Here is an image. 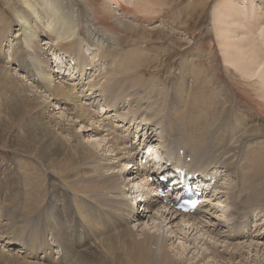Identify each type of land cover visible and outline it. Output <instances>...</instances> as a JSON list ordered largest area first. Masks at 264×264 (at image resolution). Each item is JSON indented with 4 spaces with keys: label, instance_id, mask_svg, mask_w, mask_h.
I'll return each mask as SVG.
<instances>
[{
    "label": "bare ground",
    "instance_id": "bare-ground-1",
    "mask_svg": "<svg viewBox=\"0 0 264 264\" xmlns=\"http://www.w3.org/2000/svg\"><path fill=\"white\" fill-rule=\"evenodd\" d=\"M22 3L24 8L26 9V12L24 11V13L23 12L18 13L17 15H15V17L21 21L20 22L22 23L21 27L24 28V31L26 32L24 33V40H21L23 46L25 47L27 53L28 52L32 53L33 60L32 62H30L31 63L30 66L32 68L31 69L27 68V66L25 65L27 64V60L24 61L23 64L25 66L22 68L26 73H28V76L25 74V77L30 78L32 83L30 84L22 77L17 78L18 77L17 76L15 78L10 69L8 70L0 66V73L3 77L0 78V86L2 85V90L3 91L5 90L4 86L9 87L11 85L12 91L15 93V96L12 98H9L7 96H5V98H2V96H0L1 103L4 100H7L9 104L15 102H17L18 104L22 102L21 100L23 99H27V98L30 99L26 103V109H31L32 111L35 112L32 114V119L33 121H38V122H40L41 118L43 117V113H41L40 110L43 107H46L47 105V103H45L46 101L54 103L57 106H60V109H62L64 105L65 106L64 110L66 111H70L68 110L69 108L67 106L72 105L73 107L76 108V111H73V113H71L73 117L72 119L75 121V124L80 126L81 124H83L81 126L83 132L92 131V134L90 135L91 138H96V137L100 138L97 139L98 140L97 147L94 146L95 143H93L94 145L92 147L87 146L86 144L87 154L92 156L93 155L97 156L98 150H100L102 146L101 145L102 142L105 143L108 142L107 144L110 143L112 144L111 149L112 152L115 153L114 154L115 157L109 158V161L112 159H117V157L120 156L118 158L117 163L113 162L111 164L110 162L108 166H101L100 168L94 167L93 169H89L87 166H85L84 172L82 173L81 171L79 172L73 169V167L77 165L76 164L77 161H82L85 157L72 155V157L75 158L74 159L69 156L68 151H67L68 152L67 157L64 155V153H66L67 148L63 144L62 140L53 139V133L57 129L65 130V128H62L64 127L65 124L64 122L61 123L59 120H57V118H53V117H50L48 123H46V126L49 129L48 135H46L43 140L34 138L32 141L33 146L29 148V151H27L28 153L34 154L38 158L46 162L48 164V167H50L51 164L57 162L64 155L63 164L65 167L63 165H59L56 167L53 166V168L60 173H66L68 175V178H72L75 180L76 176L77 177L84 176L86 181L90 182V184L87 186L90 188L88 189L86 188V190H84L83 188V190L85 191V193H83L85 197L83 196V198L85 199L82 200L81 199L82 197L80 199L75 198L76 204L75 203L74 204L76 205L78 219L86 229L88 243L91 245L94 243L92 247L95 248V251L99 250L97 255L99 257H102L99 259V261L101 259L104 260L106 259L107 264H186L188 260L191 261V264H260V262L261 264H264V261H262L264 259L263 258L264 244L261 242L262 240L264 241V228L262 227L260 228V225L262 226L264 224V220H263L264 218V53L261 50L260 45L258 44L259 41L258 37H261L260 39L261 40L263 39L264 41V20L257 15L258 13L254 12L253 8H249V5L247 3L246 6L247 13H245L246 12L245 11L244 14H242L243 12L242 10L244 8L239 5L240 2H238V0H221L220 3L218 4V9H219V11H217L218 18L216 17L217 19L216 18L215 19L216 22L220 25V27L217 25L219 28L217 29V34H216L218 40L217 39L216 40L222 49L221 51L224 58L223 60L226 65V68H228V71L234 69L235 77L237 80H240L241 82L250 85L249 87L251 86L254 87L253 92L256 96V98L254 99L255 105L253 107L244 108L247 111V114L244 117L250 119L251 123L254 124V126L252 127L249 126L250 128H246L244 130L245 132L243 133H245L244 135L245 137H243L242 139L238 138L237 142L242 141L244 142V144H246V145L244 144L242 145L243 148L240 145L242 148V153L240 152V155L238 154L239 151L235 150L236 148L229 150L231 147L232 148L235 147L229 145L231 147L228 150L231 152H227V151L225 153H223V151L220 152L215 160L217 163L214 165L210 164L211 156L209 150L211 149L207 147L209 138L211 140V137L212 138L214 137L212 133H210V137L208 134L206 137H204L203 132L201 133L200 131H194L192 134L186 135L184 137L188 139V143L190 144L192 143L193 145L192 144L191 145L195 147L193 149L195 151V154L193 156L194 161L197 159L196 156L198 155H199L198 157L201 158V159H197L200 162L197 164L195 163V165L193 166L194 167L193 168L194 170L192 171L193 174L199 173L200 177L198 178L202 179L203 181L202 184H204L205 187L209 186L211 182V180H208L206 178L207 176H205L208 174L213 175L215 177L214 179H216L215 181L217 182V184L215 182L213 186L211 185L212 189L208 187L204 189V191L206 192L205 194L206 198L204 199V204L202 205L201 208H198L195 214L178 215L175 211L162 204L163 198L159 199L160 196L158 193L152 192L151 185L147 181L149 170H147L146 168L148 166V163L140 164V167H138V172H137L138 175L134 176V174H130L129 176H127V173H129L130 171L128 167H130L131 164L135 163V160H137L138 157H142L141 155L142 153L146 155V160L148 159L150 160V158L153 157L154 167H157L159 165L161 156L163 154H165L166 156L168 155L167 157L168 161L171 160L170 157L171 155L169 156L170 151L167 149L166 146H158V145L153 146L154 144L153 142L155 141L153 139L155 137V133L157 132V130L156 129L152 130L153 128L151 129L150 127L147 128L137 127V130L134 131L132 135L137 133L138 135L136 139H139V133H140L142 136L145 135V139L143 140L140 139V141L142 142L138 140L140 143L137 146L135 145L136 146V148L134 149L135 152L131 147L130 148L127 147L126 145L127 140L123 137H119L117 135L112 136L113 135L112 133L111 134L108 133L107 135H105V137L103 135L101 136L98 134H97L98 136H96L95 134L96 132L101 133L98 129H96V127H100L102 125V124L98 125V123H101V121L99 120L100 116L97 115H99V113L101 112H102L101 114H103L104 112L106 114V112L109 110L108 107L110 106L109 105L105 106L104 104L102 106V111L98 109L100 110V112L99 111L97 112L95 106H97L99 104L98 103L95 106H92V108L95 109V111L92 112L88 108L92 104L87 105L86 103H82L83 99L79 94L81 91L82 95L84 94L85 97L91 98L97 95V93L101 90L100 88H102L103 90L104 87L105 91L107 90L110 93L109 95L112 96L107 86L111 85V87H115L118 82H121L123 80L131 82L133 84L132 85L133 88L139 86V83L141 82H138V79H132V74L126 77L121 76L124 72L130 73L131 72L130 69L137 67L138 60H140L141 58L138 57L136 54H132L128 52L126 54L128 55L129 60L124 61L125 63H127L126 65L123 63L117 64V61H106L107 64L109 65L108 66L109 71H107L108 73L107 74L105 73L103 77L106 80L105 82L106 86L104 84L103 86L100 85V88L98 90L97 88L99 87L98 85L101 84L100 82L101 80L97 82V78L94 79L93 78L94 74H92V72H96L97 64L95 63V61L93 60L90 61L91 59L89 60V58L86 57L87 55L84 51V48L90 52L93 50L95 52L97 50L102 49L103 51H101L100 53V61L104 59V55H107L109 52L113 53V50L115 51L118 50L119 52H123L122 50H119L120 44L116 43L115 41L119 40V42L121 43V39L123 37L124 31L137 28L136 27L137 23L133 24L135 22H128L123 19V17L124 18H128V16L132 17L129 13L130 12L129 6H133L132 10L136 11L135 14L137 18H143V19L149 18V20H145L146 21L145 23H147V25H151V23L154 22L155 20L154 15L161 12L163 1L162 0H102L100 3V11L96 13L92 10L91 6L89 8L88 2L82 0V3H84V5L86 6L87 13L86 11L85 13H86L87 21L89 22V23L87 22L89 25L86 24L87 28L85 29H84L85 27L84 24H83L84 26L82 24H79L80 21L77 23L75 22L77 21L74 18L76 14L74 15L69 12L60 10L61 8L59 9L58 6L56 5L57 4L56 0H22ZM77 8H78V4H77ZM75 11L78 12V10ZM30 14L34 15L36 18L35 24L31 23V20H29L28 17L30 16ZM135 20L138 21L137 19ZM217 26L215 28H217ZM91 28L94 29L92 32L96 33L94 34L95 37L92 35L93 33H89L91 31L90 30ZM83 30L85 33L82 35L83 36L82 37L81 34ZM257 31L261 32V35H257ZM49 36L52 38L53 43L49 41L50 40ZM235 36H238V40H235ZM41 37L47 41V45L50 46L49 49H51L53 52L50 60L51 67L48 64L49 62L47 63L46 61L40 60L41 59L40 57L37 58L36 49L38 43L40 42L39 39ZM78 38H79L78 43H73ZM44 40L42 39V42ZM111 44L113 46V50ZM84 45H90V47L86 48L84 47ZM106 46H108L107 49ZM142 55L143 54H140L139 56ZM25 59L26 56L23 58V60ZM88 67H92L91 70H88ZM230 67L233 69H231ZM112 73H114V75H112ZM87 75L89 76L88 82L85 83ZM55 78L60 81L57 82ZM65 78H69L68 83L63 80ZM15 79L16 81H18L17 83L14 82ZM244 88H248V87L244 86ZM24 91L31 92L33 96H37L38 100L43 97V95H38L39 93L45 94L44 96L45 101L39 100L40 104H38L36 103L37 99L35 100L29 97H21ZM17 104L12 109H10L12 115H16L21 111V109L18 107ZM111 104L112 103H110V105ZM48 107L49 106H47V110L49 112ZM116 113L111 117L114 118V121L116 119V121H118V124H119V120H121L123 125L125 124V126L128 127L127 128L128 131H133L131 130L132 126L141 125V122H136L137 118H133L131 121L132 123L130 122L129 124V122H126L125 118L122 116V113L121 114L118 113L121 116L117 115ZM107 118H105V120H107ZM259 118L260 120L257 121L256 119ZM73 120L72 122H74ZM261 120H263L262 123L260 122ZM133 121L137 123V125H134ZM236 124H238L237 121ZM245 124H247V122ZM89 125L92 126V128H89ZM73 127L70 128L69 130L73 131ZM119 127L120 126L118 127L116 126L115 128L119 129ZM248 129H250L249 132H247ZM237 132L238 130H236L235 133ZM259 133H262V135L259 136L260 135ZM251 135L255 136V138L250 137ZM222 136H224V134ZM234 137H236V135H234ZM215 139H217V141L218 139L220 140V142L218 143L225 142L224 137L216 138L215 136ZM233 140L236 143V140L235 139ZM215 143L216 141H214V144ZM235 143L233 142V144ZM240 143H236V145L237 144L239 145ZM105 146L107 145L104 144L103 147ZM238 148L240 149V147H237V150H239ZM120 149L124 150L123 155L121 152H119ZM224 150L227 149L224 148ZM108 151L109 150L105 152ZM232 151H236L237 154L233 155L235 154V152L232 153ZM229 153H231L232 155H230ZM211 154H214V152H212ZM222 155H225L223 156L225 158L220 160V157ZM237 156H239V158ZM37 157H35V159ZM180 161L178 162L176 161L177 162L176 166H182L181 165L182 163ZM138 164L139 163L136 162V165ZM211 166H213L215 169H223V168L228 169V170L226 169L224 170L228 171L230 175L235 174L236 176H238L239 181H241L242 178H245L244 181L242 180L243 184L241 183L242 188L244 189V191L242 189L243 192L241 193L244 194V192H248V195L246 197H248V199L250 200L247 202L245 196H244L245 199L242 197L241 199L240 197H238L241 196L238 192H237L238 193L237 196H235L234 193L233 195L231 193V195H229L228 197V201L231 206H229L230 207L228 211L229 213H227L228 216L226 217L224 214L223 215L219 214L221 212L220 208L222 207L221 206L222 203L220 204V201L216 202L217 199L219 200L218 196H220V193L215 192L219 190V189L217 190L218 188L217 185L219 182L217 179V175H215V173H213L210 170ZM117 168L120 169L118 171H115ZM158 170H162L163 172H165L163 166ZM245 173L247 174L245 175ZM202 175H204V179L201 178ZM127 177H129V179H127ZM256 178H257V182H255ZM120 182L121 184H119ZM35 183L37 184L36 181ZM233 183H229V184L233 185ZM244 183H248L247 185L249 186H246V184ZM32 185L35 187L33 183ZM174 185H176V182L173 183V186ZM120 186L122 190L118 191L120 189ZM141 186L147 188L149 191H151V193L147 194L145 197L139 194L141 193L140 190H142L140 188ZM37 187L38 186H36V188ZM234 189H235L234 192H236V188ZM77 190L75 188V191ZM89 190H93V191H89ZM98 190H107L109 192V195L112 198L111 205L106 200L108 195L107 196L103 195ZM26 191L30 192V190H26ZM33 192L31 193V195L33 194ZM71 192L74 191L72 190ZM93 195H95V198H92ZM39 196L40 195H38V197ZM28 197H30V195ZM90 197L92 201L90 200ZM30 198L33 199L32 197ZM25 201L26 203L29 204L30 203L29 201L31 200L29 199V201L27 202V198H25ZM95 201H99L97 203H99L100 205L97 204ZM91 202H94L95 204L100 206L101 211L97 207L92 206ZM35 208L37 210V207ZM140 208H142L141 211ZM257 210L261 212L259 214L263 213L262 215H260L259 217L260 219L257 217L258 215ZM38 211L40 210H37V212ZM48 213L49 212H47V215H49ZM242 213H245L248 216L254 215V218L257 217L258 221L256 220L257 218L255 220L249 221V220H244L239 216H235V215H241ZM29 216L32 215L30 214ZM39 216L40 218H42L41 216L43 215H39ZM232 216L234 217V219H232L233 218ZM254 221L256 225H254L253 228L255 229V227L256 226L257 227L256 230L253 232L252 224L254 223ZM229 222L230 225H232V228H230L228 225L226 226V224H228ZM57 223L59 225H62V222L60 221H58ZM248 225L249 226L251 225V227L249 228ZM52 226L55 227V225L53 224ZM63 228L64 227L62 226L61 236L63 240L59 237V239H56V241L58 240L57 243L60 249H62V247L65 246L62 249L63 259L65 261V264H98L97 262L99 261L97 260H92L90 263L87 262L84 257H81V259L78 257L76 252H79V248L71 247L73 246V243L72 244L70 243V239L66 236ZM229 228L232 230H229ZM191 236L193 237L190 238ZM8 237L9 236H7V239H9ZM170 238L172 239L175 238V242L170 247L171 251L168 249L169 245L167 244ZM247 242H248V246H247ZM61 243H63V245ZM188 243H190V245H188ZM95 244L96 247H94ZM191 245H194L193 249H190ZM158 249H160L159 252H161V255H157L156 252L158 251ZM172 252H174V254H172ZM190 254H192V257L189 256ZM19 257L20 256L18 255V258ZM28 257L29 255L27 256V258ZM186 259L188 260L186 261ZM33 263L35 264V262ZM100 264H104V263H100Z\"/></svg>",
    "mask_w": 264,
    "mask_h": 264
},
{
    "label": "rangeland",
    "instance_id": "rangeland-1",
    "mask_svg": "<svg viewBox=\"0 0 264 264\" xmlns=\"http://www.w3.org/2000/svg\"><path fill=\"white\" fill-rule=\"evenodd\" d=\"M56 1H57L56 5L58 6V8L59 9L61 8L60 10L69 12L74 15L76 14L74 18L77 21L75 22L77 23L80 21L79 24L82 25L84 24L85 25L84 29L87 28L89 22L87 21L86 18V13H87L86 6L84 5V3H82V0H77L78 2L76 0H56ZM85 1L88 2L89 8L91 6L94 12L97 13L98 11H100V3L102 0H85ZM162 1H163L162 10L160 13L154 15L155 20L154 22L151 23V25H147V23H145L146 22L145 20H149V18L148 19L137 18L135 14L136 11L132 10L133 6H129L130 8L129 13L132 17L130 16H128V18L123 17V19L128 22H135L133 24L137 23L136 26L137 28L124 31L123 37L121 39V43L119 42V40L115 41L116 43L120 44L119 50H122L123 52H119L118 50L117 51L113 50V46L111 44L113 53L109 52L107 55H104V59L100 61V53L101 51H103L102 49L99 48L100 50H97L95 52L93 50L90 52L84 48V51L87 55L86 57L89 58V60L91 59L90 61L92 60L95 61V63L97 64L96 72H92V74H94L93 77L94 79L97 78V82L101 80L100 81L101 84H99L98 85L99 87L97 88L98 90L100 88V85L103 86L104 84L106 86L105 83L106 80L105 78H103L105 73L107 74L108 73L107 71H109L108 68L109 65L107 64L106 61H117V64L123 63L126 65L127 63H125L124 61L129 60L128 55L126 54L128 52L132 54H136L138 57H141L140 60H138L137 67L130 69L131 71L130 73L124 72L121 75L122 77H126L132 74V79H138V82H141L139 83V86L133 88L132 87L133 84L131 82L123 80L121 82H118L115 87H111V85L107 86L112 96L109 95L110 93L107 90L105 91L103 87L104 91L102 90V88H100L101 90L97 93V95L91 98L85 97V95L84 94L82 95V92L80 91L79 94L83 99L82 103H86L87 105L92 104L89 107L87 106L92 112H94L95 109H97V112L98 109L102 111V106L104 104L105 106L106 105L110 106L108 107L109 110L106 112V114L104 112L103 115L101 114L102 113L101 112L99 113V115H97L100 116L99 120L101 121V123H98V125L101 124L102 125L100 127H96V129H98L101 132V133L96 132L95 133L96 136L103 135L105 137V135H107L108 133L110 134L112 133L113 134L112 136L117 135L119 137H123L127 140L128 143V144L126 143L127 147L129 148L131 147L134 150L136 146L140 142H142L140 141V139L141 140L145 139V135L142 136L140 133H139V139H136L138 135L137 133L132 135V133H134V131L137 130V127L139 128L150 127L151 129L153 128L152 130L156 129L157 132L155 133V137L153 139L155 140L153 142L154 143L153 146L154 145L166 146L168 150L170 146L172 148V152L175 153V155H178V152L181 151V153L179 154L181 155V157H184L183 161H188L187 163L183 162L182 158L180 157H174L173 159V155L171 154V152L169 156L171 155L170 157L173 162L171 160L168 161L167 159L168 155L167 156L165 154H163L162 156L160 155L161 156L160 161H163L164 159V161L167 163L172 162V165L174 164L173 166H176V163L181 160L180 162L182 163L181 164L182 166L184 167L189 166L194 168L193 166L195 165V163L197 164L200 162L197 160V159H201L200 157H198L199 155L196 156L197 161L196 160H195L196 162L194 161V158L192 157L195 154L193 152L194 151L193 149L195 147L192 146L193 145L192 143H191L192 145L188 143V139L184 138L186 135H190L194 131H200L201 133L203 132L204 137H206L207 134L209 135V137H210V133L213 134L214 137L213 138L211 137V140L209 138V142L207 145V147L211 149L209 150L211 156L210 158L211 165L217 163L215 160L219 155V153L222 151L223 153H225L226 151L231 152L229 150L236 148L235 150L239 151L238 154L240 155V152L242 153V148H243L242 145L244 144V142L242 141H240L241 143L237 142L238 138L242 139L243 137H245L244 136L245 133H243L245 132L244 130L246 128H250L254 126V124L251 123L250 119L244 117L247 114V111L244 108L253 107L255 105L254 99L256 98V96L253 92L254 87L253 86L249 87L250 85L245 84L240 80H237L235 77L234 69L230 67L233 70L228 71V68H226V65L224 63L223 60L224 58L221 51L222 49L217 42L218 39L216 36L217 29L220 27V25L216 22V19L218 18L217 11H219L218 4L220 3L221 0H204V1L203 0H162ZM238 2H240L239 5L244 8L242 10L243 12L241 11L242 14H244L245 11H246L245 13H247L246 6L248 3L249 8H253V11L257 12L258 13L257 15L264 20L263 0H244V1L238 0ZM77 4H78V8H77ZM75 10H78V12H76ZM24 11L26 12V9L23 6L22 0H0V66L8 70L10 69L15 78L17 76H18L17 78L22 77L31 84L32 81L30 80V78L25 77V74L28 76V73H26L22 68L26 65L27 68L31 69L32 67L30 66L31 64L30 62H32L33 57H32V53L29 52L27 53L25 47L23 46L21 40H24V33L26 32L24 31V28L21 27L22 25V23H20L21 21L15 17V15H17L18 13L21 12L24 13ZM28 18L29 20H31V23L33 24L36 23L35 22L36 18L34 15L30 14ZM134 18L137 19L138 21H136ZM216 26L217 28H215ZM90 30L89 33H93L92 31L94 29L91 28ZM84 33L85 32L83 30L81 36ZM94 34L96 33L92 34L95 37ZM257 35H261V32L257 31ZM260 38L261 37H258L259 39L258 44L260 45V48L264 53V41L263 39L261 40ZM42 39L44 40V38L42 37L39 39L40 42L37 45V49H36L37 52L36 51L35 52L37 54V58L40 57L41 58L40 60L46 61L47 63L49 62L48 64L51 67L50 60L53 52L51 49H49L50 46L47 45V41L44 40L42 42ZM78 40L79 38L73 43H78ZM235 40H238V36H235ZM49 41L53 43L51 37ZM84 47L89 48L90 45H84ZM107 48L108 46H106V49ZM140 54L143 55L139 56ZM25 56L26 59L23 60ZM26 60H27V64L24 65L23 63ZM91 68L92 67H88V70H91ZM101 72L104 74H102ZM112 75H114V73H112ZM88 77L89 76L87 75L85 83L88 82ZM0 78H3L1 73H0ZM68 79L69 78H65L63 80L68 83L69 82ZM55 80L57 82L60 81L56 78ZM14 82L17 83L18 81H16L15 79ZM244 86L248 88H244ZM4 88L5 90L3 91L2 85L0 86V92H1L0 96H2V98H5V96L9 98L15 96V93L12 91L11 85L9 87L4 86ZM38 95H43V97L40 98L39 100L45 101L44 99L45 94L39 93ZM21 97H29L35 100L37 99L36 103L40 104V101L38 100L37 96H33V94L29 91H24ZM28 100L30 99L28 98L23 99L21 100L23 103L20 102L18 104L17 102L9 104L7 100H4L2 103L0 101V206H1L0 207V264H26V263L28 264L29 261H30L29 264H34L33 262H35V264L37 263L65 264V261L63 259V252H62V249L65 246H63L62 249H60L57 243L58 240L56 241V239H59V237L62 239L61 236L62 226L64 227L63 230L66 236L70 239V243L71 244L73 243V246L71 247L79 248V252H76V254L80 259L81 257H84L85 260L90 263L92 260L99 261V259L102 257H99L97 255L99 250L95 251V248L92 247L94 243L92 245L88 243L86 229L78 219V214L75 205L76 204L75 198L80 199L82 197L81 198L82 200L85 199L83 198L84 196L83 193H85L84 190H86V188L87 189L90 188L87 187L90 184V182L86 181L84 176L83 177L76 176L75 180L72 178H68V175L66 173L58 172L53 168V166L55 167L59 165L64 166L63 164L64 155L67 157L68 152L70 157H72V155L73 156L77 155L86 158V159L84 158L82 161H77L76 163L77 165H75L76 167L75 166H74L75 168L73 167V169L79 172L81 171V173L84 172L85 166H87L89 169H93L94 167L100 168L101 166H108L110 162L111 164L113 162L117 163L118 158L120 156H118L117 159H112L109 161V158L115 157L114 155L115 153L112 152L111 149L112 144L111 143L107 144L108 142L106 143L102 142L101 144L102 146L100 150H98L97 156L96 155L92 156L87 154L86 147L87 146L92 147L94 145L93 143H95L94 146L97 147V142H98L97 139L99 137L91 138L90 135L92 134V131L83 132V129L81 128L83 124H81V126L75 124V121L72 119L73 117L71 113H73V111H76V108L73 107L72 105L67 106L69 108L68 110L70 111H66L64 110L65 108L64 105L62 109H60V106H57L54 103L46 101L45 102L47 103L46 107H43L41 110L38 109L40 110L41 113H43V117L41 118V121L38 122V121H33L32 119V114L35 112L32 111L31 109H26V103ZM110 103L112 104L110 105ZM16 104L21 109V111L16 115H12L10 109H12ZM96 104H98V107L101 108L98 107L95 109L92 108V106H95ZM47 106H49L48 107L49 112L47 110ZM115 113L117 115L122 113V116L125 118L126 122H129V124L133 118H137L136 122H141V125L132 126L131 130L133 131H128L127 130L128 127L125 126V124L123 125L121 120H119V124H118V121H116V119L114 121V118L111 117ZM238 116L241 118H239ZM50 117L57 118V120H59L61 123L64 122L65 125L62 128H65V130L57 129L56 131H54L53 139L62 140L67 150L66 153H64V155L57 161L58 163L55 162L51 164V166L49 165L50 167H48V164L46 162L38 158L36 155L28 153L27 151H29V148L33 146L32 141L34 138L43 140L45 136L48 135L49 129L46 126V123H48ZM105 118H107V120H105ZM72 120L74 122H72ZM256 120L258 121L260 120V118ZM236 121L239 125L236 124ZM262 121L263 120H261L260 122L262 123ZM246 122L247 124H245ZM133 124L137 125V123H135L134 121ZM116 126L117 127L120 126L119 129L115 128ZM72 127H73V131H70L69 129ZM89 128H92V126L89 125ZM171 130L174 131L172 132ZM236 130H238L237 133H235ZM249 131L250 129H248L247 132ZM223 134L224 136H222ZM259 134H260L259 136L262 135V133ZM234 135H236V137H234ZM215 136L216 138L224 137L225 142L218 143L220 142V140L218 139L217 141V139H215ZM250 137L255 138V136L252 135ZM233 139L236 140V143H240V144L239 145L237 144L238 145L237 146ZM232 140L235 144H233ZM214 141H216V143L218 144L216 143L214 144ZM104 144H106L107 146L103 147ZM229 145L235 147L232 148ZM240 145L242 146V148ZM223 146L226 147L229 146V147L226 148ZM237 147H240V149L238 148L239 150H237ZM224 148L227 150H224ZM121 149L119 152H121L123 155L124 150ZM107 150L109 151L105 152ZM236 151H232V153L235 152V154L233 155L237 154ZM212 152H214V154H211ZM229 154L232 155L231 153ZM186 156H188L189 158ZM223 156L225 155H222L220 157V160L225 158ZM35 157H37L36 158L37 160L35 159ZM237 157L239 158V156ZM190 159L191 162L189 161ZM40 160L42 161L43 165L41 164ZM192 162L193 164H191ZM131 166L128 168L131 169ZM119 169L120 168H117L115 171H118ZM164 169L167 170L169 168L164 166ZM224 169L226 168L220 170L224 172L223 174L225 177L220 182V184L217 185L218 187L217 190L218 189L219 190L215 192L220 193V196H218L219 200L217 199L216 202L220 201V204L222 203L221 204L222 207L220 208L222 213L220 212L219 214L221 215L224 214L226 217L228 216L227 213H229L228 212L230 208L229 206H231L228 201L229 195H231V193L233 195L234 193V195L237 196V194L239 193L241 196L238 197L240 198L242 197L245 199V197L248 195V192H244V194L241 193L244 191V189L242 188V184H243L242 182L244 181L245 178H242L241 181H239L238 176H236L235 174L230 175V173L228 171H225ZM156 170L157 169H155V171ZM210 170L213 173H215V175H217V179L219 182L221 179L218 178V176L219 177L221 176L220 174L221 172L219 173L218 169H215L213 166L210 167ZM132 171L133 170H130L129 173H127V176H129L130 174H134V176H136L135 175L136 171L133 172ZM246 174L247 173H245V175ZM214 178L215 177L213 176V179ZM127 179H129V177H127ZM227 180L230 182H228ZM35 181L37 182V184L35 183ZM255 182H257V178ZM32 183L35 185V187L32 185ZM229 183H233V185L232 184L230 185ZM119 184H121V182ZM234 184L236 187L234 186ZM244 184H246V186H249L247 185L248 183H244ZM36 186L38 187L36 188ZM75 188L76 190L77 189L78 190L75 191ZM225 188H227L228 190ZM234 188H236V192H234L235 191ZM70 189L71 191L73 190L74 192H71ZM26 190H30V192L28 191L29 192L28 193ZM31 190L32 192L34 191L33 192L34 196L33 194L31 195L32 193ZM120 190H122L121 186L118 191ZM142 190H148V189L145 188ZM89 191H93V190H89ZM98 191L103 195L109 196V197L107 196L106 200L111 205L112 198L109 195V192L107 190H98ZM29 195L33 199L28 197ZM38 195L40 196L38 197ZM142 196L145 197L146 194L144 193V195ZM25 198H27V202L29 201V199L31 200L29 201L30 202L29 204L26 203ZM92 198H95V195H93ZM246 200L248 202L250 199L246 197ZM95 202L97 203L99 201H95ZM91 204L92 206L97 207L101 211V207L97 205L99 203L95 204L94 202H91ZM34 206L37 207V210L40 211L37 212ZM141 209L142 208H140V211ZM47 212H49L48 213L49 215H47ZM257 212L259 216L257 214L256 215L259 218L260 215H262L263 213L259 214L261 212L258 210ZM30 214L32 216H29ZM38 214L43 215L41 216L42 218H40ZM178 215L181 214L179 213ZM235 216H239L240 218L249 221L255 220L257 218V217L254 218V215L248 216L245 213ZM234 217L232 219H234ZM258 218L256 219L257 221ZM58 221L62 222V225H59L57 223ZM52 224L55 225V227H53ZM227 225L230 228H232L230 222L226 224V226ZM254 225H256L255 221L252 224L253 232L256 230L257 227L256 226L254 229L253 228ZM263 226L264 224L262 226L260 225V228L261 227L264 228ZM248 227L250 228L251 225L250 226L248 225ZM230 228L229 230H232ZM54 234H56L57 236ZM7 236H9L8 237L9 239H7ZM192 237L193 236H191L190 238ZM171 239L172 238H170L169 242L167 243L169 245L168 246L169 250L170 247L175 242V238L172 240ZM261 242L264 244L263 240ZM61 244L63 245V243ZM188 245H190V243H188ZM193 246L194 245H191L190 249H193ZM247 246H248V242H247ZM94 247H96V244ZM20 251H22L23 253ZM159 251L160 249H158V251L156 252L157 255H161V252ZM17 254L20 256L19 258ZM172 254H174V252H172ZM28 255L29 257L27 258ZM189 256L192 257V254H190ZM59 260L62 261L60 262ZM187 260L188 259H186V261ZM262 261H264V259ZM97 263L107 264V260L101 259ZM186 264H191V261L188 260Z\"/></svg>",
    "mask_w": 264,
    "mask_h": 264
}]
</instances>
